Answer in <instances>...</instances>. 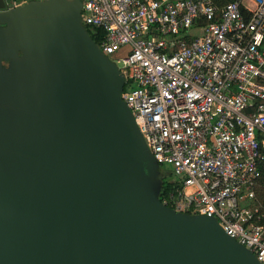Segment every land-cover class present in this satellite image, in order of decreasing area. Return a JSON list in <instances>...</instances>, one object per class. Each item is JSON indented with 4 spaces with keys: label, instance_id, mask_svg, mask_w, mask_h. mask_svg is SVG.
I'll return each mask as SVG.
<instances>
[{
    "label": "water",
    "instance_id": "water-1",
    "mask_svg": "<svg viewBox=\"0 0 264 264\" xmlns=\"http://www.w3.org/2000/svg\"><path fill=\"white\" fill-rule=\"evenodd\" d=\"M84 0H0V264H262L161 198Z\"/></svg>",
    "mask_w": 264,
    "mask_h": 264
},
{
    "label": "built area",
    "instance_id": "built-area-1",
    "mask_svg": "<svg viewBox=\"0 0 264 264\" xmlns=\"http://www.w3.org/2000/svg\"><path fill=\"white\" fill-rule=\"evenodd\" d=\"M81 17L180 185L162 202L217 219L264 264V0H84Z\"/></svg>",
    "mask_w": 264,
    "mask_h": 264
},
{
    "label": "trees",
    "instance_id": "trees-1",
    "mask_svg": "<svg viewBox=\"0 0 264 264\" xmlns=\"http://www.w3.org/2000/svg\"><path fill=\"white\" fill-rule=\"evenodd\" d=\"M215 5H218L220 7L226 5L229 0H212ZM83 24V23H82ZM83 26L86 28L88 33L90 34L91 38L94 40V42L98 45L101 46L102 41L104 40V34L101 30L98 29H93L91 27ZM160 165V170H161ZM263 172V179H262V187L258 190V195L260 199L262 200L264 204V166L262 168ZM174 175V174H173ZM180 187L179 183L174 181V178H162L161 179V192H160V198L161 200H164L165 196H168L169 193L176 192V190Z\"/></svg>",
    "mask_w": 264,
    "mask_h": 264
},
{
    "label": "rangeland",
    "instance_id": "rangeland-1",
    "mask_svg": "<svg viewBox=\"0 0 264 264\" xmlns=\"http://www.w3.org/2000/svg\"><path fill=\"white\" fill-rule=\"evenodd\" d=\"M160 172H161L162 178H168V179L172 177L174 178L173 171L170 166L164 165L163 167H161Z\"/></svg>",
    "mask_w": 264,
    "mask_h": 264
},
{
    "label": "flooded vegetation",
    "instance_id": "flooded-vegetation-1",
    "mask_svg": "<svg viewBox=\"0 0 264 264\" xmlns=\"http://www.w3.org/2000/svg\"><path fill=\"white\" fill-rule=\"evenodd\" d=\"M28 1H31V0H27V2ZM25 4L24 3V1L23 0H14V6H22L23 4ZM161 170L159 169V175L158 176H156L155 174H153V173H151L150 174V176L155 180V182H157V179L161 182V179H162V176H161V172H160Z\"/></svg>",
    "mask_w": 264,
    "mask_h": 264
},
{
    "label": "crops",
    "instance_id": "crops-1",
    "mask_svg": "<svg viewBox=\"0 0 264 264\" xmlns=\"http://www.w3.org/2000/svg\"><path fill=\"white\" fill-rule=\"evenodd\" d=\"M23 1H24V3L27 2V0H23ZM22 4H23V3H22Z\"/></svg>",
    "mask_w": 264,
    "mask_h": 264
}]
</instances>
